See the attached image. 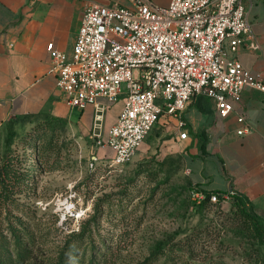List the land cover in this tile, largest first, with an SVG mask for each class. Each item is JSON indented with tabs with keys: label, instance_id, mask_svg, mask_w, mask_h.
Wrapping results in <instances>:
<instances>
[{
	"label": "rangeland",
	"instance_id": "374dc122",
	"mask_svg": "<svg viewBox=\"0 0 264 264\" xmlns=\"http://www.w3.org/2000/svg\"><path fill=\"white\" fill-rule=\"evenodd\" d=\"M79 116L75 111L73 121ZM12 120L0 128V188L10 164L15 202L0 222L20 229L29 251L23 264H57L84 226L78 255L86 246L87 260L95 246L109 254L106 264H144L160 249L150 264H264V216L234 199L195 200L183 157L172 148L173 122L162 119L143 147L116 166L105 147L113 125L105 130L107 116L101 137L84 135L65 118ZM4 233L13 248L11 233Z\"/></svg>",
	"mask_w": 264,
	"mask_h": 264
},
{
	"label": "built area",
	"instance_id": "2783aa9c",
	"mask_svg": "<svg viewBox=\"0 0 264 264\" xmlns=\"http://www.w3.org/2000/svg\"><path fill=\"white\" fill-rule=\"evenodd\" d=\"M126 1H88L71 55L48 45L67 106L95 108V137H101L107 112L123 102L105 140L116 166L143 147L162 119L186 140L184 112L198 96L213 99L219 115L227 117L244 90L264 93V75L232 55L252 37L245 0ZM192 193L198 203L207 200L198 188ZM235 195L211 194L209 202L226 203Z\"/></svg>",
	"mask_w": 264,
	"mask_h": 264
},
{
	"label": "crops",
	"instance_id": "0c3cea01",
	"mask_svg": "<svg viewBox=\"0 0 264 264\" xmlns=\"http://www.w3.org/2000/svg\"><path fill=\"white\" fill-rule=\"evenodd\" d=\"M88 1L128 5L126 0H0V128L12 118L43 114L68 119L91 135L95 108L67 106L48 51L53 43L71 55ZM245 4L252 37L232 55L251 72L264 75V0ZM122 106L120 101L108 111L105 130L114 122L111 112L118 117ZM233 107L221 117L213 99L194 98L184 112L188 138L181 140L177 131L172 148L182 155L194 189L235 192L264 216V93L246 89ZM75 111L77 121L72 119Z\"/></svg>",
	"mask_w": 264,
	"mask_h": 264
},
{
	"label": "trees",
	"instance_id": "16d2710c",
	"mask_svg": "<svg viewBox=\"0 0 264 264\" xmlns=\"http://www.w3.org/2000/svg\"><path fill=\"white\" fill-rule=\"evenodd\" d=\"M43 115V114H40ZM35 115V116H40ZM47 116V120L51 119L54 122H60L62 118H57L50 115H44ZM25 117H32V116H25ZM25 117H18V118H12V119H19V118H25ZM10 119L8 122L11 124L13 123V120ZM7 122V123H8ZM52 121H49V127H52L54 129V126L51 124ZM39 139V138H38ZM37 149H40V144H36ZM12 171V167L10 164L4 167V173L5 177L2 179V184L0 188V214L3 213V211H8V207L10 203H14L15 200L13 198L14 191V184L11 180L8 179L10 172ZM192 185V184H191ZM193 187V186H192ZM211 194H217L221 195L222 193L219 192H207V200L204 202H209V198ZM234 200H236L239 204L245 205L246 201L241 197H234ZM8 217V216H7ZM18 220V219H16ZM3 223L0 222V264H23L24 261H26V258L28 256L29 251L27 250V247L22 243L21 241V231L20 229L14 225L11 221L8 222L7 227L8 228H2ZM7 229L11 233V237L14 239L13 248H10L8 239L4 233V230ZM88 231L87 226H84L83 229L79 234H73L74 241L68 243L65 247V249L62 251L59 261L57 264H106L108 260V253L103 254L102 251H99L96 249L95 246H91V256L89 257V260H87V247L85 246L82 249V254L79 256L78 252L80 250V247L84 241H80L85 236L86 232ZM79 240V241H77ZM88 245V244H87ZM161 250V249H160ZM160 250H157L159 252ZM157 252L150 257L144 264H150L149 262H154L157 257Z\"/></svg>",
	"mask_w": 264,
	"mask_h": 264
}]
</instances>
